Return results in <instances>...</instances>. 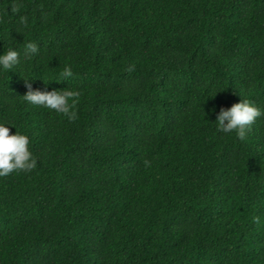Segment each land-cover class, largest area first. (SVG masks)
<instances>
[{
	"label": "trees",
	"instance_id": "obj_1",
	"mask_svg": "<svg viewBox=\"0 0 264 264\" xmlns=\"http://www.w3.org/2000/svg\"><path fill=\"white\" fill-rule=\"evenodd\" d=\"M11 3L0 52H38L0 73V120L37 166L0 178V264H264V0ZM26 84L79 91L76 118ZM243 99L244 138L218 132Z\"/></svg>",
	"mask_w": 264,
	"mask_h": 264
},
{
	"label": "clouds",
	"instance_id": "obj_2",
	"mask_svg": "<svg viewBox=\"0 0 264 264\" xmlns=\"http://www.w3.org/2000/svg\"><path fill=\"white\" fill-rule=\"evenodd\" d=\"M18 10L17 3H11L7 8L0 9V22L5 16L15 14ZM19 22L25 25L26 18L20 16ZM37 52L38 46L32 42H23L20 48L8 47L7 50L0 52V73L14 70L21 63V56L25 60H31ZM61 75L66 81L71 77L70 69L65 67ZM23 78L26 82L31 79L24 76ZM26 87L28 91L21 97L23 102L61 113L70 121L76 118L75 106L79 101V91L69 87L63 90L32 89L29 84H26ZM210 112L215 114L214 125L218 132H235L236 136L241 139L244 138L249 126L261 115V110L245 99L232 104L227 109L221 107L218 112L215 109H211ZM9 126L16 129L14 134H10ZM36 166L37 161L29 150V137L18 131L16 125L10 120H0V178L14 171L28 172Z\"/></svg>",
	"mask_w": 264,
	"mask_h": 264
}]
</instances>
